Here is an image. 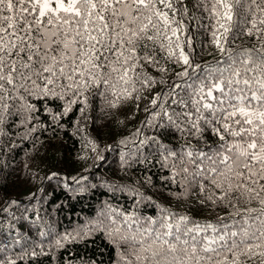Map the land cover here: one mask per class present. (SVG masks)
I'll return each mask as SVG.
<instances>
[{
    "label": "snow or ice",
    "instance_id": "obj_1",
    "mask_svg": "<svg viewBox=\"0 0 264 264\" xmlns=\"http://www.w3.org/2000/svg\"><path fill=\"white\" fill-rule=\"evenodd\" d=\"M198 19L223 54L214 64L192 56L190 22ZM234 31L260 46L231 52L225 45ZM165 58L183 70L172 111L157 127L185 139L167 155L201 191L210 184L220 201L249 206L235 213L234 229L189 226L188 216L164 210L156 219L126 215L123 226L112 220L121 264H264V0H0V125L30 122L37 103L48 101H64L67 113L93 89L131 95L126 86L154 83L140 73ZM0 264H17L3 242Z\"/></svg>",
    "mask_w": 264,
    "mask_h": 264
},
{
    "label": "trees",
    "instance_id": "obj_2",
    "mask_svg": "<svg viewBox=\"0 0 264 264\" xmlns=\"http://www.w3.org/2000/svg\"><path fill=\"white\" fill-rule=\"evenodd\" d=\"M198 23L190 22L192 56L198 64H214L223 54L211 29ZM260 43L234 31L225 47L235 53ZM182 70L181 64L160 59L140 73L154 83L126 86L131 95L93 89L86 104L72 105L67 113L64 101H48L37 103L30 122L21 116L0 125V242L10 258L17 264H121L119 236L109 233L115 227L111 221L123 226L126 215L156 219L164 210L188 216L189 226H239L235 213L249 205L220 201L210 184L201 191L165 151L179 152L185 144L181 134L157 127L166 124L163 112L172 111V85L181 82L176 74Z\"/></svg>",
    "mask_w": 264,
    "mask_h": 264
}]
</instances>
